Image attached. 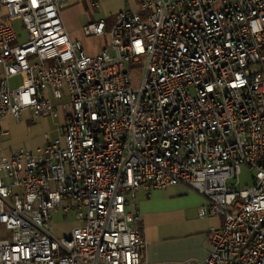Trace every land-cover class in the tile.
I'll list each match as a JSON object with an SVG mask.
<instances>
[{
    "label": "built area",
    "instance_id": "obj_1",
    "mask_svg": "<svg viewBox=\"0 0 264 264\" xmlns=\"http://www.w3.org/2000/svg\"><path fill=\"white\" fill-rule=\"evenodd\" d=\"M137 1L83 27L107 39L89 55L66 0H0V125L63 117L41 148L0 152V264H148L135 196L174 185L222 218L184 264H264V0ZM58 211L69 235L51 232Z\"/></svg>",
    "mask_w": 264,
    "mask_h": 264
},
{
    "label": "crops",
    "instance_id": "obj_2",
    "mask_svg": "<svg viewBox=\"0 0 264 264\" xmlns=\"http://www.w3.org/2000/svg\"><path fill=\"white\" fill-rule=\"evenodd\" d=\"M97 1L98 7L93 11L88 8L87 0H66L67 4L61 10L67 34L71 40L80 41L89 55L99 53L107 39L87 36L83 31L87 23L101 18L110 22L122 10L139 8L137 0ZM24 112L31 113L30 110H23L18 121H21ZM55 119L59 129L63 117ZM10 120L17 121L6 117L1 125ZM44 144V140L41 139L37 143H30L25 149L35 151ZM17 148H21V145L13 143L0 145V152L9 156ZM204 203L205 199L199 193L184 185L138 191L134 207L139 211L140 219L136 225L141 229L147 243L142 254L143 260L148 264H184L205 259L210 251L209 230L211 227H219L222 218L200 217L198 208ZM75 225H72L71 230Z\"/></svg>",
    "mask_w": 264,
    "mask_h": 264
},
{
    "label": "rangeland",
    "instance_id": "obj_3",
    "mask_svg": "<svg viewBox=\"0 0 264 264\" xmlns=\"http://www.w3.org/2000/svg\"><path fill=\"white\" fill-rule=\"evenodd\" d=\"M88 8L93 11L95 8L90 6V0H87ZM115 16L112 18L114 20ZM110 21V22H112ZM13 24L16 31L20 34H24V30L20 19L13 20ZM22 81L21 76H16L10 81L11 87H16ZM60 119V118H59ZM57 119L52 117H34L31 113H22L21 121H5L1 125L0 130V145L16 144L21 147H28L30 143H37L43 139L46 143L47 137L54 139L58 135ZM1 131L7 132L6 135H2ZM250 172L243 166L239 175L240 185L250 183ZM76 224V220L73 213H69L68 216L63 217L61 212H53L50 219L51 232L55 236L69 235L72 225ZM8 235L7 230L3 224H0V238H6Z\"/></svg>",
    "mask_w": 264,
    "mask_h": 264
}]
</instances>
